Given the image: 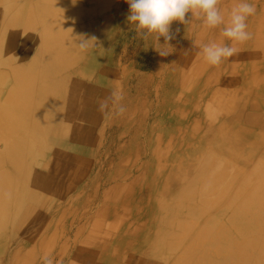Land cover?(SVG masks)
I'll list each match as a JSON object with an SVG mask.
<instances>
[{"label": "rangeland", "instance_id": "374dc122", "mask_svg": "<svg viewBox=\"0 0 264 264\" xmlns=\"http://www.w3.org/2000/svg\"><path fill=\"white\" fill-rule=\"evenodd\" d=\"M238 2L220 0L225 23ZM248 2L252 39L212 66L224 25L174 21L169 47L136 36L125 0H0V264H264V0ZM113 92L122 115L98 110ZM31 163L50 165L42 197Z\"/></svg>", "mask_w": 264, "mask_h": 264}, {"label": "clouds", "instance_id": "9594fccd", "mask_svg": "<svg viewBox=\"0 0 264 264\" xmlns=\"http://www.w3.org/2000/svg\"><path fill=\"white\" fill-rule=\"evenodd\" d=\"M129 6L126 22L134 29L136 36L147 41L152 37L160 43V37L164 38L165 45L172 47L170 41L176 38L180 28L172 31L171 25L174 21L180 24H189L194 20H202L206 28H217L224 25L222 29L223 37L232 43L210 42L201 47V54L206 62L212 66L221 64L225 59L237 54L239 49L235 44H243L252 39V33L247 30V20L249 16L256 13V7L248 0L239 2L230 11V18L225 23V17L219 7L220 0H125ZM191 13V15H188ZM91 39L81 38L79 47L86 49ZM162 56L171 53L163 48H154ZM123 96L113 92L105 98L98 110L105 115H122L126 109L120 103ZM111 104V109H109ZM43 264H53V260L45 255Z\"/></svg>", "mask_w": 264, "mask_h": 264}, {"label": "bare ground", "instance_id": "6f19581e", "mask_svg": "<svg viewBox=\"0 0 264 264\" xmlns=\"http://www.w3.org/2000/svg\"><path fill=\"white\" fill-rule=\"evenodd\" d=\"M43 5V4H42ZM30 7V6H29ZM44 7H45V5H44ZM28 8V7H27ZM42 8V7H41ZM48 8V7H47ZM42 11H43V9H42ZM28 12V11H27ZM32 12V11H31ZM22 14H23V12H19L18 14H17V16L16 17H18L19 18V22L17 21V22H14L13 24L14 25H18V26H22V24L24 25L25 23H23L24 21H22L21 20V18H22ZM54 14V13H53ZM55 15V14H54ZM25 16V15H24ZM61 16V15H60ZM51 17H52V15H51ZM57 17V16H56ZM24 18V17H23ZM44 18V17H43ZM61 18V17H60ZM50 19V18H49ZM48 19V20H49ZM44 20V19H43ZM48 20H46V21H48ZM76 20V19H75ZM60 23H61V21H60ZM26 26V25H25ZM36 27V26H35ZM34 27V28H35ZM14 28V27H13ZM42 33V32H41ZM46 33H48V32H46ZM6 34V30L5 31H3L2 33H1V35H5ZM9 34V37H10V41L8 42V44H7V46H6V50H11V46L13 45V44H11V43H13L14 42V36L15 35H13V34H10V33H8ZM5 38V37H4ZM29 38V37H28ZM27 38V39H28ZM41 40V39H40ZM42 44V43H41ZM37 46V45H36ZM32 47V46H31ZM2 49H3V46L1 47V45H0V51H2ZM9 56H11L10 54H9ZM10 60H11V58H10ZM9 60V61H10ZM18 68H20V67H18ZM23 69V68H22ZM26 69V68H25ZM33 70V69H32ZM34 81V80H33ZM47 84V83H46ZM30 90H32V89H30ZM73 90V89H72ZM75 92V91H74ZM33 94V93H32ZM46 104L45 103H43V106H45ZM43 108V107H42ZM26 141V140H25ZM25 141H24V139L22 138V143L21 144H19V149H20V154H19V157L22 155V154H25L26 153V151H27V153H28V151L29 150H27V148H26V150L25 149H23V146L25 145V146H27L28 144L27 143H25ZM27 144V145H26ZM30 154H32L33 155V157L35 156V155H37V154H35V153H32V152H30ZM30 160V159H29ZM28 161V160H27ZM34 161V160H33ZM30 162V161H29ZM38 163V162H37ZM31 165H32V163H31ZM30 165V169H29V171H28V176H27V179L29 178V180L31 181L32 180V186H33V188L37 191V194H35V198H38V196L39 197H42V195H43V193H40L39 192V190H41V189H45L47 186H48V183L50 182V177H51V173H50V168H49V166L50 165H48V167H45V166H42L43 167V169H45L46 171H37L38 169H37V167L35 166V165H32L31 166ZM38 167H39V165H38ZM52 171V170H51ZM57 179V178H56ZM48 194V193H47ZM26 215V214H25ZM243 215H244V213H243V209H242V207H240L238 210H235V213H234V215H233V217H232V221H231V223H230V225H233L234 227H237V226H241L240 224L241 223H239V221L243 218ZM24 217H26V216H24ZM23 219V218H22ZM244 219H245V217H244ZM32 223V222H31ZM30 224V223H29ZM26 229H27V227H26ZM220 229H222V228H220ZM219 229V230H220ZM218 230V231H219ZM227 230H228V228L225 226V228L224 229H222V230H220L219 232H221L222 231V233H224V234H222L223 236L224 235H227ZM215 240H216V242H221L220 241V239L218 238H215ZM212 241V240H211ZM93 242V241H92ZM228 242V241H227ZM222 251H226V250H222ZM12 257H13V255H11ZM236 258V257H235ZM234 258V259H235ZM209 259H210V257H209ZM203 260V259H202ZM213 261V260H212ZM237 261V260H236ZM1 262H2V260H1ZM224 263H226V264H228L229 263V258H227V256H225L224 257ZM207 264V263H206ZM209 264V263H208ZM212 264V263H211ZM215 264V263H214Z\"/></svg>", "mask_w": 264, "mask_h": 264}]
</instances>
